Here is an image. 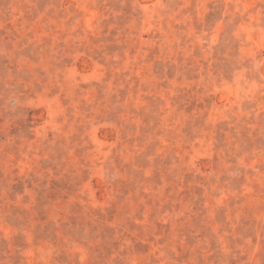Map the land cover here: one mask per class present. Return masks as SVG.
Wrapping results in <instances>:
<instances>
[{
	"label": "rangeland",
	"instance_id": "rangeland-1",
	"mask_svg": "<svg viewBox=\"0 0 264 264\" xmlns=\"http://www.w3.org/2000/svg\"><path fill=\"white\" fill-rule=\"evenodd\" d=\"M0 264H264V0H0Z\"/></svg>",
	"mask_w": 264,
	"mask_h": 264
}]
</instances>
